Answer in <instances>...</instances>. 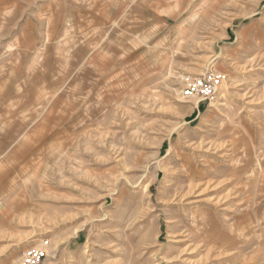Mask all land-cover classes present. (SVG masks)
Listing matches in <instances>:
<instances>
[{
  "label": "rangeland",
  "instance_id": "obj_1",
  "mask_svg": "<svg viewBox=\"0 0 264 264\" xmlns=\"http://www.w3.org/2000/svg\"><path fill=\"white\" fill-rule=\"evenodd\" d=\"M35 251L264 264V0H0V264Z\"/></svg>",
  "mask_w": 264,
  "mask_h": 264
},
{
  "label": "built area",
  "instance_id": "obj_2",
  "mask_svg": "<svg viewBox=\"0 0 264 264\" xmlns=\"http://www.w3.org/2000/svg\"><path fill=\"white\" fill-rule=\"evenodd\" d=\"M185 93L187 96H197L200 100H206L214 93V88L210 83L206 82V80L195 79L185 90ZM39 253V251H35L34 253L29 254L28 258L26 259L27 261L24 260V264H26V262L34 260L33 257L38 256ZM37 259H39V257H37ZM28 264H31V262ZM33 264H39V260L33 262Z\"/></svg>",
  "mask_w": 264,
  "mask_h": 264
}]
</instances>
